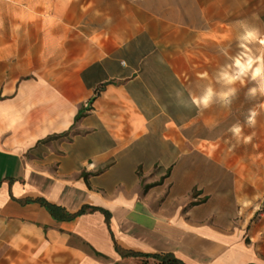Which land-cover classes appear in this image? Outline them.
Listing matches in <instances>:
<instances>
[{
    "label": "crops",
    "instance_id": "crops-1",
    "mask_svg": "<svg viewBox=\"0 0 264 264\" xmlns=\"http://www.w3.org/2000/svg\"><path fill=\"white\" fill-rule=\"evenodd\" d=\"M156 3L0 0V264H264V157L204 150L192 29Z\"/></svg>",
    "mask_w": 264,
    "mask_h": 264
},
{
    "label": "rangeland",
    "instance_id": "rangeland-1",
    "mask_svg": "<svg viewBox=\"0 0 264 264\" xmlns=\"http://www.w3.org/2000/svg\"><path fill=\"white\" fill-rule=\"evenodd\" d=\"M155 9L162 16L176 20V26L181 30L192 29L191 50L194 67L198 68L194 70V78L202 79L206 86L214 84L216 71L226 62L221 55L222 48L230 45L232 54L238 51V21L246 20L264 33V0H157ZM204 73L208 74L207 78H202ZM214 86L219 88V85ZM251 86V83L235 85L239 91L230 108L217 102L202 110L206 115L203 119L205 125H201L202 134L199 136L205 139L198 140L211 157L224 159L232 169H240L243 179L248 175V159L264 157V108L259 107L264 103V97L249 100L245 94ZM250 108L259 113L256 125L251 128L244 125ZM238 121L244 125L243 135L252 136L250 142L244 143L241 139L238 143L228 132ZM225 179L230 177L225 175ZM260 204L262 209L264 199Z\"/></svg>",
    "mask_w": 264,
    "mask_h": 264
},
{
    "label": "clouds",
    "instance_id": "clouds-1",
    "mask_svg": "<svg viewBox=\"0 0 264 264\" xmlns=\"http://www.w3.org/2000/svg\"><path fill=\"white\" fill-rule=\"evenodd\" d=\"M237 24L236 47L238 51L232 54L230 45L222 48L221 55L226 62L216 71L213 78L214 84L206 86L201 95L191 97L192 104L199 111L206 110L217 102L224 108H230L238 95L239 90L235 87L237 83L252 84L245 94L249 100L264 97V33L246 20L238 21ZM257 45L259 47H256ZM207 77L208 74L204 73L202 78ZM214 85H219V88ZM259 107L264 108V103H261ZM258 115L255 108H250L244 125L254 127ZM244 125L238 121L228 129L238 143L241 139L244 143L252 140L251 135H243Z\"/></svg>",
    "mask_w": 264,
    "mask_h": 264
},
{
    "label": "trees",
    "instance_id": "trees-1",
    "mask_svg": "<svg viewBox=\"0 0 264 264\" xmlns=\"http://www.w3.org/2000/svg\"><path fill=\"white\" fill-rule=\"evenodd\" d=\"M96 95L90 100V103L93 102V100L96 98ZM84 108H82L78 115L76 116V118H79L82 114H83ZM43 204L45 205V207L49 210V212L56 218V219H60V220H71L74 219L76 217H78L79 215L85 213L88 208H90V210H97L100 209L98 207H88V206H84L82 207L77 213H69L67 212L64 208L51 204L47 201H44ZM107 218H109V213L107 211H105ZM116 248L118 249V251H120L123 255L129 254V255H140V256H145V257H153L156 260L155 264H186L183 261H181L180 259H178L173 253H163V254H137L134 252H125L124 250H122L117 244H116ZM144 264H148L147 262Z\"/></svg>",
    "mask_w": 264,
    "mask_h": 264
}]
</instances>
